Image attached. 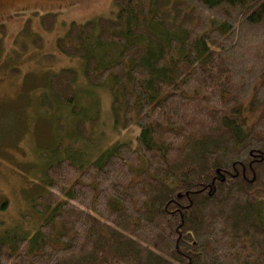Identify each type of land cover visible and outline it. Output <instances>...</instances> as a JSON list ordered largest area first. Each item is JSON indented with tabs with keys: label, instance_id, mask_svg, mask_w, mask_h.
Here are the masks:
<instances>
[{
	"label": "trees",
	"instance_id": "1",
	"mask_svg": "<svg viewBox=\"0 0 264 264\" xmlns=\"http://www.w3.org/2000/svg\"><path fill=\"white\" fill-rule=\"evenodd\" d=\"M113 6L57 49L90 85L111 83L115 128H136L135 143L43 153L38 227L1 237L0 264H264V0ZM37 13L52 32L58 14ZM79 77L47 85L75 116Z\"/></svg>",
	"mask_w": 264,
	"mask_h": 264
},
{
	"label": "rangeland",
	"instance_id": "2",
	"mask_svg": "<svg viewBox=\"0 0 264 264\" xmlns=\"http://www.w3.org/2000/svg\"><path fill=\"white\" fill-rule=\"evenodd\" d=\"M113 1L0 0V25L4 19L7 25V34L0 31V238L38 227L39 215L30 200L42 183L41 166L48 161L43 153L51 152L59 141L64 150L73 148L85 158L98 156L115 141L135 143L136 128H115L111 83L90 85L83 77V61L64 57L57 49L71 23L111 17ZM18 10L30 11L12 17ZM34 12L57 13L55 29L46 32ZM28 23L31 29L26 34ZM65 68L80 75L78 116L54 102L48 90L50 76ZM81 119L87 128L84 133L76 124Z\"/></svg>",
	"mask_w": 264,
	"mask_h": 264
},
{
	"label": "flooded vegetation",
	"instance_id": "3",
	"mask_svg": "<svg viewBox=\"0 0 264 264\" xmlns=\"http://www.w3.org/2000/svg\"><path fill=\"white\" fill-rule=\"evenodd\" d=\"M14 13V12H13Z\"/></svg>",
	"mask_w": 264,
	"mask_h": 264
}]
</instances>
